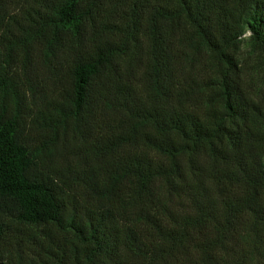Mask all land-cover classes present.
<instances>
[{
	"label": "trees",
	"instance_id": "1",
	"mask_svg": "<svg viewBox=\"0 0 264 264\" xmlns=\"http://www.w3.org/2000/svg\"><path fill=\"white\" fill-rule=\"evenodd\" d=\"M245 31L264 66V0H0V264H264Z\"/></svg>",
	"mask_w": 264,
	"mask_h": 264
},
{
	"label": "rangeland",
	"instance_id": "2",
	"mask_svg": "<svg viewBox=\"0 0 264 264\" xmlns=\"http://www.w3.org/2000/svg\"><path fill=\"white\" fill-rule=\"evenodd\" d=\"M248 32L245 31L242 35L243 41L241 44V48L239 50V56L243 59V69L245 72H247V77H252L253 83H258L261 85V89L259 91V96L264 97V66H261L260 64H256L255 62V56L249 51L248 45H247V36ZM28 121V120H27ZM31 126H27L23 130V137L25 140L28 141V143L34 142V144H37V140H32V142L29 140L28 137H35L36 134L34 132L33 128H30ZM38 137V136H37ZM64 143L66 146L71 147L74 144V141L71 138H65ZM51 162H54L57 157L54 156L51 158ZM60 161V160H59Z\"/></svg>",
	"mask_w": 264,
	"mask_h": 264
}]
</instances>
